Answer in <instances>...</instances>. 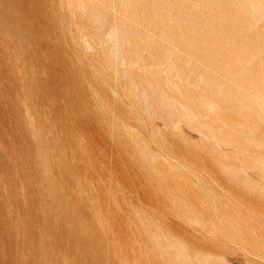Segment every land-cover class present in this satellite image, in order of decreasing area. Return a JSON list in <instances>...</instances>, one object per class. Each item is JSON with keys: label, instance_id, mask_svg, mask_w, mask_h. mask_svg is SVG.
I'll list each match as a JSON object with an SVG mask.
<instances>
[{"label": "rangeland", "instance_id": "1", "mask_svg": "<svg viewBox=\"0 0 264 264\" xmlns=\"http://www.w3.org/2000/svg\"><path fill=\"white\" fill-rule=\"evenodd\" d=\"M0 264H264V0H0Z\"/></svg>", "mask_w": 264, "mask_h": 264}, {"label": "bare ground", "instance_id": "2", "mask_svg": "<svg viewBox=\"0 0 264 264\" xmlns=\"http://www.w3.org/2000/svg\"><path fill=\"white\" fill-rule=\"evenodd\" d=\"M28 149V148H27Z\"/></svg>", "mask_w": 264, "mask_h": 264}]
</instances>
